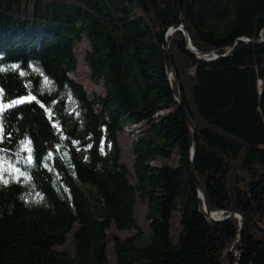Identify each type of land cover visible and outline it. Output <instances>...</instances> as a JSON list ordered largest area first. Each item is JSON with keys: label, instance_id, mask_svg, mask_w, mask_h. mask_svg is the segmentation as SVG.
<instances>
[{"label": "trees", "instance_id": "1", "mask_svg": "<svg viewBox=\"0 0 264 264\" xmlns=\"http://www.w3.org/2000/svg\"><path fill=\"white\" fill-rule=\"evenodd\" d=\"M181 21L215 60L196 57L182 31L167 36ZM85 39L102 95L72 75ZM174 91L197 124L194 164L210 211L243 216L241 264H264V0H0V264H112L111 243L113 264H237L239 220L207 218ZM135 127L132 172L120 137ZM57 149L73 164L71 173L53 159L73 210L44 163ZM140 202L151 243L140 246L139 231L111 241L113 229L139 230ZM75 225L73 252L61 251Z\"/></svg>", "mask_w": 264, "mask_h": 264}, {"label": "rangeland", "instance_id": "2", "mask_svg": "<svg viewBox=\"0 0 264 264\" xmlns=\"http://www.w3.org/2000/svg\"><path fill=\"white\" fill-rule=\"evenodd\" d=\"M183 26H184V24H183ZM171 35H172V33L170 35H167V36L169 37ZM89 49H90V43L88 42L87 39H85L84 41L77 44L75 50H76V53L78 55L79 66H78L77 71L72 75L80 83H82L84 85V87H86L87 91L91 95L92 94L102 95V94H104V92L101 89V87L95 86L90 81V74H89L90 69L86 65V63L84 62L86 54L89 51ZM169 51H170V49H169ZM171 80H173V79H171ZM174 93H176L177 97H179V94L177 92L174 91ZM177 97H176V99H177ZM142 126L144 128L143 129V131H144L148 125H147V123L145 124L143 122V124L140 127H142ZM124 133H126V136L122 135L120 137V144H121L120 146L122 147V150H123V158L122 159H123V162L130 168V171L133 172V169H134L133 168V161H134L133 157L134 156H133V152H132V145H133L134 141L137 140L139 137V134H137L138 129H136V128L135 129H129V130L126 129ZM54 158H58V159L60 158L61 161L67 166L68 170L72 173L73 172V164L71 162L70 155L66 151H60L59 149L52 150L46 155L44 163H45L46 168L51 172V174H54V185L53 186L56 188V191L59 194V197H60L59 199L68 203L70 205L71 209L73 210L74 209L73 195L70 191V187L67 186L66 182L60 180V174H58V170H57V168L53 162ZM154 165L158 166V165H160V163H154ZM169 165L172 166V165H175V163L173 161H171L169 163ZM90 188L94 191L93 197H95V198L98 197L99 196L98 189H96L95 187H90ZM95 202H97V203L96 204L92 203L90 205V210H92V212L94 214L98 213V210L101 208L99 205V202L98 201H95ZM217 217L220 219L227 218L226 216H223V213H221V214L217 213ZM172 219H173V228H174L173 231H175L174 233H177V231L179 229L181 230L179 215L175 214ZM136 220L138 221V224H139V230H136V231H118L116 229H113V230H111V233H108L110 240L112 241L115 237L129 238V237L136 235L139 231V232H142V234H143V238L139 242V245L142 247L148 246V244L151 243L152 232L150 229V222L147 220V206L143 202H140L139 205L137 206V219ZM237 220H239V219H237ZM240 222L241 221L239 220V224H240ZM78 228H79L78 225H75L73 231L70 234H68L67 244L65 246L59 247L61 251H66L69 253L73 252V250H74V246H73V236L74 235L73 234ZM111 244L109 245L110 246L109 251H110V255H111L109 258L111 260V263L113 264L114 260L112 258L113 256H112ZM238 245H239V243H238ZM238 245H237V247H236V245L234 247L238 248ZM234 247L231 249V251L234 249ZM238 252H239L238 250L235 252L236 253L235 257L237 259L240 255Z\"/></svg>", "mask_w": 264, "mask_h": 264}, {"label": "water", "instance_id": "3", "mask_svg": "<svg viewBox=\"0 0 264 264\" xmlns=\"http://www.w3.org/2000/svg\"><path fill=\"white\" fill-rule=\"evenodd\" d=\"M177 32V31H183L182 33L185 34V36L187 37V41H188V47H189V50L194 54L196 55V57L200 58V59H204L205 61H213L215 60L217 57L215 56L214 58H206L205 56H208V55H205V54H200L199 52L196 51V49L193 47V45H191V40L189 38V35L186 33L185 31V28L183 26V22L181 21L180 25L178 27H175V28H172L171 30L168 31V33H166L167 35H170L171 33H174V32ZM167 44L165 43V45L163 46L164 47V51H165V58L166 59V66H167V72H168V75L170 77V79H173L176 81V83L178 82L177 80V76L175 74V71L173 66H172V61L171 59H169L170 57V54H169V48L168 46H166ZM182 92L180 91L179 92V97H177L176 93L174 95H176L177 97V102L179 103V107L181 109V111L183 112L184 116H185V120L188 121V124L190 126V128L192 129V132L194 134V143H193V148H192V173H193V176H194V181H196V184H197V189H198V192L200 194V197L202 198V200L204 201V204L205 205V214L207 216V218L214 222V223H221L225 220H230V219H239L241 222H240V228H241V231L239 232V235H238V239H236V247L238 245V243H240V239H242L243 237V230H244V217L241 216L239 213H236V212H232L230 215H228L227 218H224V219H220L217 217V213H212L210 211V208H209V205H208V201L206 199V195L204 193V189L202 187V184L200 181H198V176H197V173H196V168H195V159H196V154H197V151H198V139H197V124L195 123V121L192 119L190 113L188 112V110L184 107V104H183V99H182ZM216 216V217H215ZM237 251V248L234 247V249L230 252L232 253L234 256L236 255V252ZM238 263L237 264H241V254L239 255L238 259H237Z\"/></svg>", "mask_w": 264, "mask_h": 264}, {"label": "snow or ice", "instance_id": "4", "mask_svg": "<svg viewBox=\"0 0 264 264\" xmlns=\"http://www.w3.org/2000/svg\"><path fill=\"white\" fill-rule=\"evenodd\" d=\"M31 99H34V97H32ZM23 102H24V101H22V100H18V101H15L14 103H15V104H19V103H23ZM5 107H7V106H2V105H0V111H3ZM0 134H2V129H0ZM29 145H30V142H25V144H24V148H25V149H28V148H29ZM3 182H4V183H7L8 181H7V180H4Z\"/></svg>", "mask_w": 264, "mask_h": 264}, {"label": "bare ground", "instance_id": "5", "mask_svg": "<svg viewBox=\"0 0 264 264\" xmlns=\"http://www.w3.org/2000/svg\"><path fill=\"white\" fill-rule=\"evenodd\" d=\"M135 128H136V127H135ZM135 128H134V129H135ZM136 129H139V128L137 127ZM237 250H238V249H237Z\"/></svg>", "mask_w": 264, "mask_h": 264}]
</instances>
